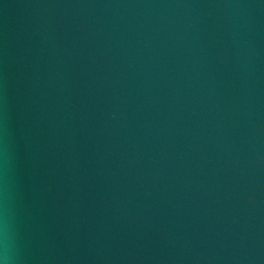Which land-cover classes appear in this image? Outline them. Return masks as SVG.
<instances>
[{"label":"water","instance_id":"obj_1","mask_svg":"<svg viewBox=\"0 0 264 264\" xmlns=\"http://www.w3.org/2000/svg\"><path fill=\"white\" fill-rule=\"evenodd\" d=\"M0 264H264V0H0Z\"/></svg>","mask_w":264,"mask_h":264}]
</instances>
